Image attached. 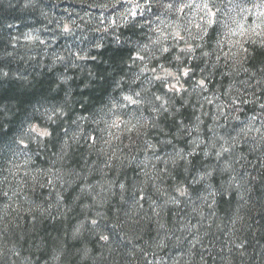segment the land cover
I'll list each match as a JSON object with an SVG mask.
<instances>
[{"label":"clouds","instance_id":"clouds-1","mask_svg":"<svg viewBox=\"0 0 264 264\" xmlns=\"http://www.w3.org/2000/svg\"><path fill=\"white\" fill-rule=\"evenodd\" d=\"M0 264H264V0H0Z\"/></svg>","mask_w":264,"mask_h":264}]
</instances>
